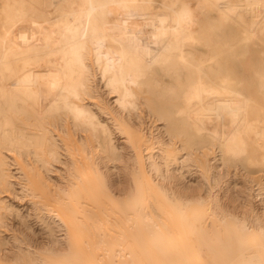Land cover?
Returning a JSON list of instances; mask_svg holds the SVG:
<instances>
[{"label": "bare ground", "instance_id": "1", "mask_svg": "<svg viewBox=\"0 0 264 264\" xmlns=\"http://www.w3.org/2000/svg\"><path fill=\"white\" fill-rule=\"evenodd\" d=\"M261 173L264 0H0V264H264Z\"/></svg>", "mask_w": 264, "mask_h": 264}, {"label": "rangeland", "instance_id": "2", "mask_svg": "<svg viewBox=\"0 0 264 264\" xmlns=\"http://www.w3.org/2000/svg\"><path fill=\"white\" fill-rule=\"evenodd\" d=\"M192 167H193V166H192ZM192 167L190 168V170L192 169V170H191V171H192L191 174H190V173H189V175L187 174V175H188V176H187V180H190V182H192V181L194 180L192 177H194V176H195V173H196V172H195V171H196V168L194 169V168H192ZM233 169H235V171H234ZM233 169H232V172L235 173L234 176H236V173H237V176H238L237 178H240L242 175H243V178H244L245 174H244V172L242 171V169H236V168H233ZM240 171H241V173H240ZM232 172H231V174H233ZM242 172H243V174H242ZM187 173H188V172H187ZM239 173L242 174V175L240 176ZM231 174L229 175V177L231 176ZM261 175L263 176L264 174L261 173ZM234 176L232 177V179H236V177H234ZM239 176H240V177H239ZM190 177H191L192 180L189 179ZM263 178H264V176H263ZM225 179H228V177L225 178ZM240 179H242V177H241ZM35 227H36V226H35ZM41 238H42V237H41Z\"/></svg>", "mask_w": 264, "mask_h": 264}]
</instances>
